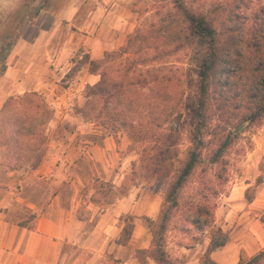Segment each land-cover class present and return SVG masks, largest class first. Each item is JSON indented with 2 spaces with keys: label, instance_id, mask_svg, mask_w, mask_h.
Returning <instances> with one entry per match:
<instances>
[{
  "label": "trees",
  "instance_id": "1",
  "mask_svg": "<svg viewBox=\"0 0 264 264\" xmlns=\"http://www.w3.org/2000/svg\"><path fill=\"white\" fill-rule=\"evenodd\" d=\"M174 22L184 30V44L195 50L193 69L194 107L191 115L182 112V97L170 89L165 77L149 69L158 56L154 44L160 38L152 25L139 33L144 51L124 57L127 50L106 52L99 59L87 55L78 63L88 65L99 76L88 85L85 100L76 114L110 133L124 131L129 151L140 156L132 171L138 178L156 180L158 188L167 184L157 220L148 221L152 236L148 253L155 264H177L167 250V234L183 210L184 190L201 175L199 196H217L214 182L227 180V154L236 136L232 130L243 122H264V3L263 0H171ZM124 57V58H123ZM120 58H123L119 61ZM78 69V70H79ZM74 72V71H73ZM53 110L36 92L8 98L0 110V149L3 165L11 171L37 168L46 154L45 125ZM175 121V127L167 124ZM184 135L189 147L179 159ZM213 171L212 179L206 174ZM256 184L246 190V200L254 199L256 187L264 181V157ZM122 184L117 198L128 193ZM193 225L206 226L211 210L194 205ZM126 218H129L127 216ZM134 225L125 221L118 243L126 245ZM228 235L221 228L213 232L202 264H217L210 253L224 247ZM245 264H264V250Z\"/></svg>",
  "mask_w": 264,
  "mask_h": 264
},
{
  "label": "crops",
  "instance_id": "2",
  "mask_svg": "<svg viewBox=\"0 0 264 264\" xmlns=\"http://www.w3.org/2000/svg\"><path fill=\"white\" fill-rule=\"evenodd\" d=\"M62 2L66 6L60 13L43 11L21 34L15 48L20 55L0 76V110L8 98L36 92L60 109L59 116H66L61 105L72 98L84 100L83 89L99 80L88 68L83 77L79 75L83 70L78 71L68 87L58 83L76 47L86 48L90 59L119 51L139 16L137 0ZM82 4L87 5L83 16ZM61 20L84 23L77 27L71 22L66 36ZM75 120L70 130L65 128V138L48 143L35 169L8 170L0 149V264H133L131 257L137 251L150 248L152 236L139 217L156 220L159 209L150 204L159 202L158 195L145 194L150 204L138 210L131 189L109 207L96 205L82 193L86 168L101 180L123 181L135 162L128 137L123 131L110 133L85 122L78 114ZM250 187L248 182L232 188L229 205L233 210L245 206L252 212L260 210V221L250 223L243 234L230 233V242L210 253L217 264H245L264 250V181L251 202L245 196ZM127 215L134 217V228L122 245L121 217ZM128 251L133 255L126 259Z\"/></svg>",
  "mask_w": 264,
  "mask_h": 264
},
{
  "label": "rangeland",
  "instance_id": "3",
  "mask_svg": "<svg viewBox=\"0 0 264 264\" xmlns=\"http://www.w3.org/2000/svg\"><path fill=\"white\" fill-rule=\"evenodd\" d=\"M57 1L59 2L50 3L49 0H0V76L11 63L12 58L14 59L16 55H20L15 52L16 44L21 40L23 31L34 23L37 16L49 9L60 13L66 6L62 2L63 0ZM135 6V10L139 13V16L133 30L124 38L125 43L121 49L128 52L124 57L132 58L144 51V47L138 37L139 33L146 31L154 25L157 33L160 35V38L157 40L158 42L153 46L158 56H156V61L149 62V69L156 70L157 73L165 77L170 89L182 97V112L184 115H191L194 107V95L192 91L196 80L193 72L196 55L193 48L184 44V30L182 26L174 22V8L171 0H137ZM86 7L87 5L85 4L81 5L82 16L85 15ZM60 22L65 29L66 36L70 26H72L71 22L77 27L84 23L82 20H61ZM85 55L90 58V54H87L86 48L83 46L76 47L69 59L70 67L67 71L58 75L60 81L58 83L61 86L68 87L75 77L79 75L81 77L85 76L88 65L82 66L79 69L77 63ZM123 58H120L119 61ZM80 70H83V72L78 75L77 73ZM85 91L86 87L83 89V96H85ZM84 100L72 98L61 105L60 108L68 111L66 116H59L60 109L58 107L54 109L48 104L54 113L53 117L45 125V135L47 137L46 150L51 140H59L67 136L65 128L70 130L72 125L77 124L75 120L76 109L79 105L83 104ZM243 123H246V126L240 132L234 133L235 128L239 125L232 130L236 139L227 154V180L223 183L213 181L219 194L215 196L212 195L213 193L209 194V192H206L208 195L207 199L198 195V192L203 189L201 175L183 192V210L172 222L167 234V250L177 264H202L213 232L217 228L227 231L228 242H230L233 237L230 236V233L235 232V235H238V233L243 234L246 228L250 226V223H254L256 220L260 221V210L252 212L248 209V206L233 210L229 205L232 202L228 198L232 188L245 186L248 182L252 184V187L256 184L257 178L261 173L260 163L264 157V122L261 125H250L248 122ZM167 126L175 127V121L172 120ZM188 147V136L184 135L179 146L178 157L180 160L184 159ZM131 154L135 158L134 163L139 165L140 156L136 151H132ZM86 171L85 186L82 188V193L96 205L109 207L111 204L116 203L118 200L116 195L118 189L125 182L131 190L136 192L135 205L138 210L143 209V207L146 209L148 204H150L144 199L145 194L148 193L160 197L159 202H151L150 204L153 206V209H159L158 211L160 212L163 196L168 189L167 184L161 186L160 191L156 193L159 186L158 182L156 180L146 181L138 178L134 175L132 169L125 175L120 184H118V181H114L113 178L101 180L97 175L93 177L88 173V168H86ZM206 177L212 179L213 171H209ZM257 192L258 189L256 188L255 197ZM132 204L134 205V203ZM196 204L204 205L211 210L213 217L206 226H203L201 223L193 225L191 222L195 216L193 207ZM127 216L121 217L122 224L125 223L126 219L134 223V217L129 216V218H126ZM139 219H141L148 229L147 218L142 216ZM148 233L151 235L149 229ZM130 254L131 256L133 255L129 251L126 252V259L130 257ZM131 262L133 264H155L148 253L141 251H137L131 257ZM114 264L118 263L114 262Z\"/></svg>",
  "mask_w": 264,
  "mask_h": 264
},
{
  "label": "water",
  "instance_id": "4",
  "mask_svg": "<svg viewBox=\"0 0 264 264\" xmlns=\"http://www.w3.org/2000/svg\"><path fill=\"white\" fill-rule=\"evenodd\" d=\"M245 126H246V123L239 125L237 128H235L234 133L240 132V130H242Z\"/></svg>",
  "mask_w": 264,
  "mask_h": 264
}]
</instances>
